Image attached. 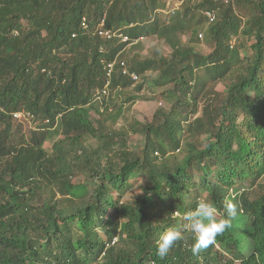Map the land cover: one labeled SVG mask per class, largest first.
I'll return each instance as SVG.
<instances>
[{"label":"trees","instance_id":"trees-1","mask_svg":"<svg viewBox=\"0 0 264 264\" xmlns=\"http://www.w3.org/2000/svg\"><path fill=\"white\" fill-rule=\"evenodd\" d=\"M103 19L131 42L154 37L172 52L141 58L138 43L127 55L125 43L98 35ZM201 37L211 52L196 50ZM118 54L129 73H157L154 84L172 88L151 122L116 131L107 121L135 99L120 62L106 74ZM0 109V264H264V0H0ZM21 110L50 125L26 138L13 129ZM137 133L142 150L129 146ZM138 177L142 193L122 201ZM232 191L240 225L232 219L193 254L185 214L206 194L227 219ZM170 229L183 239L160 259Z\"/></svg>","mask_w":264,"mask_h":264},{"label":"rangeland","instance_id":"rangeland-1","mask_svg":"<svg viewBox=\"0 0 264 264\" xmlns=\"http://www.w3.org/2000/svg\"><path fill=\"white\" fill-rule=\"evenodd\" d=\"M192 3H198L200 0H190ZM173 2H175L173 4ZM180 4V2L178 1H172V2H168V5L166 6V8L164 10H161L162 13H168L170 11L171 8H176L178 5ZM122 33V32H121ZM123 34V33H122ZM190 32L189 34L186 33L184 35L180 36V41L183 45L188 44L189 39H190ZM124 35V34H123ZM119 40L120 43H125L126 46L124 47L123 51H125V49H127V55L130 52V50H133V48H130L132 46L137 45L138 43H141V47L138 48L136 51H134L132 54H138L141 58H145L147 56H150L154 53V51H158V53H160L163 56H169L170 53L172 52L171 48L169 47L168 44H166L163 41H159L157 38L154 37H150V38H145V37H141L138 40H135L133 42H124L122 39L120 40L119 37L117 38ZM200 41L198 43H196L194 45V47L196 48L197 51H201L203 53H209L211 52V48H209V45L205 42L204 38L202 39L199 38ZM248 45H250L252 42L248 41L247 42ZM190 44V43H189ZM130 48V49H129ZM101 52H103V48L100 49ZM131 54V55H132ZM242 55L244 56L245 53L242 52ZM120 54H118L115 59L113 60V62H110L109 67H112L115 63H124V61H120L121 59L119 58ZM106 69V68H105ZM158 74L157 73H148V77L144 78H139L136 79L135 81H133V85L131 86V88L129 89L128 93L125 95L127 98L130 97H134L135 99L132 100L131 102H126L124 104V95H121L120 98L117 100L116 104H124V113L123 116H121L117 122L113 123L111 120L107 121V124L114 130H119L122 127H128V125L132 122V121H137L140 123H149L152 121L153 116L155 114V112L159 109V108H163L166 109L168 108V105H166L164 103V101L162 100V94L168 90L171 89L172 86H167V87H158L154 84V80L157 79ZM145 80V84L143 86V89L140 92L136 91V86L142 84ZM107 87V85H106ZM224 84L220 83L218 85H216L215 87H213V89H215V91L217 92H222L224 90ZM114 95L112 94V97ZM117 94L114 96V98L116 99ZM96 100L97 96L95 97ZM95 100V101H96ZM1 110V109H0ZM29 113L26 112L25 110H21L19 112H16L12 115L13 118V123L15 125V128L20 127L22 128V134L26 135V138H28L29 136V131H34V132H38V131H44L46 128L45 126H49L50 122L49 121H45L42 122L40 120H35V118L32 116L30 117L28 115ZM94 118L99 119L98 115H94ZM56 126H54L51 130H49L51 133H53L55 131ZM50 129V128H48ZM19 134L16 132V130L12 131V136L11 137H18ZM61 136L59 135H54L51 140L49 139L48 141L45 142L44 144V148L46 149V151L48 153H52L53 152V144L55 139L60 138ZM205 138V137H203ZM144 136L141 133H137V134H132L131 138L129 140V146L131 149L133 150H142L144 147ZM92 144H94V141H92ZM171 154V153H170ZM176 155H179V157H181V152H179L178 150L176 151ZM157 156V155H156ZM145 184V180L138 177V182L135 183V186L129 190L127 192V194L124 196V198L122 199V201H128L130 200L132 197L140 195L142 193L141 187ZM92 188V186L90 185V189ZM232 194L229 195L228 200H231L232 202H234L237 205V209H238V214L235 217V219H237V221H235L236 224L240 225V217H241V213L239 210V201H238V193L236 191H232ZM116 195V194H115ZM206 194L202 195V201L205 199ZM177 216V214H176ZM181 219V217H180ZM234 219V220H235ZM114 222L113 216L109 215L106 219L105 222H103V225L99 228L100 234L104 237V231L106 229H108L111 225V223Z\"/></svg>","mask_w":264,"mask_h":264},{"label":"clouds","instance_id":"clouds-1","mask_svg":"<svg viewBox=\"0 0 264 264\" xmlns=\"http://www.w3.org/2000/svg\"><path fill=\"white\" fill-rule=\"evenodd\" d=\"M225 208L228 218L217 220L218 209L213 202L202 201L197 204L195 210L186 213L184 228L190 229L195 236V243L191 249L193 254H198L202 249L212 245L217 236L222 235L232 227V219L238 214L237 205L231 200L226 201ZM183 239L179 229H170L161 235L157 242L156 255L163 259L177 241Z\"/></svg>","mask_w":264,"mask_h":264},{"label":"built area","instance_id":"built-area-1","mask_svg":"<svg viewBox=\"0 0 264 264\" xmlns=\"http://www.w3.org/2000/svg\"><path fill=\"white\" fill-rule=\"evenodd\" d=\"M206 16L209 18L210 22H212L214 19H215V15L213 13H210V12H207L206 13ZM84 28H87V24L85 23V19H84V23L82 24ZM98 35L103 38V39H106V40H111V39H117L119 37V39L123 40L124 42H129V38L125 35H123L121 32H114V31H111V30H107L105 29V20L103 19L98 27ZM131 42V41H130ZM110 63H108L106 65V74L107 76H111V74L114 72V68H115V65L116 63L112 66V67H109ZM121 70H122V74L123 75H126L128 76L131 80L135 81L136 79H138V76L134 73H129L128 70L125 68V63H121ZM107 91L104 90L103 91V94H106ZM29 113V112H28ZM30 117H32L33 115H31V113L28 114ZM117 241V238H113L112 242L111 243H108L107 244V247H110L111 245L115 244Z\"/></svg>","mask_w":264,"mask_h":264}]
</instances>
